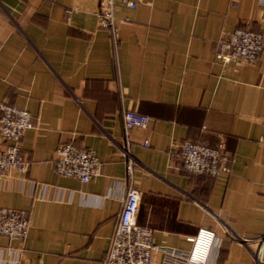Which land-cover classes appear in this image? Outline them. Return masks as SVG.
Segmentation results:
<instances>
[{"label": "crops", "instance_id": "crops-1", "mask_svg": "<svg viewBox=\"0 0 264 264\" xmlns=\"http://www.w3.org/2000/svg\"><path fill=\"white\" fill-rule=\"evenodd\" d=\"M130 1L116 5L113 45L98 25L99 0H0V104L33 122L20 141L27 173L0 179V208L28 211L32 227L23 240L0 239V264H98L129 183L140 191L136 222L155 246L189 251L208 228V264H254L253 239L264 236V50L253 64L215 54L234 30L264 35V0ZM124 110L148 116L147 128L126 136ZM221 137L229 173L180 169L175 144ZM60 144L93 150L101 174L58 176ZM162 260L155 251L153 264Z\"/></svg>", "mask_w": 264, "mask_h": 264}, {"label": "built area", "instance_id": "built-area-1", "mask_svg": "<svg viewBox=\"0 0 264 264\" xmlns=\"http://www.w3.org/2000/svg\"><path fill=\"white\" fill-rule=\"evenodd\" d=\"M117 4L128 8L136 6L130 0H99L97 12L98 25L109 32L113 45L118 42L114 16ZM259 4L262 6L260 20L264 23V1ZM262 50L264 35L237 29L219 40L215 59L221 64H253L259 60ZM122 119L126 136L131 128L145 129L150 122L148 116L131 110H124ZM32 128V118L27 110L7 103L0 104V179L27 173L29 161L21 152L20 141L23 134ZM259 142L264 145V137L260 138ZM142 145L147 147V140L143 141ZM175 148L180 169L184 172L210 177L229 173L231 157L225 151L223 137L215 146L184 140L175 144ZM121 155L127 176L130 177L134 164L128 138ZM52 162L58 176L74 178L81 183L89 182L102 171V162L93 150L74 144H60L54 151ZM139 204L140 191L129 183L108 249L98 264H153L155 251L163 255L160 264H208L216 239L212 229L200 228L197 234L190 238L191 248L186 252L155 246L152 230L136 222ZM31 227L32 221L28 211L0 208V239L23 240ZM253 240L259 243L255 250L251 251L254 264H264V236Z\"/></svg>", "mask_w": 264, "mask_h": 264}]
</instances>
